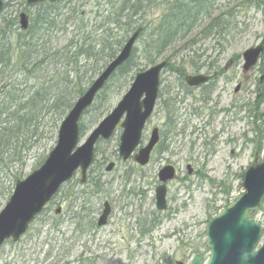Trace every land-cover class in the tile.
<instances>
[{
	"label": "rangeland",
	"instance_id": "rangeland-1",
	"mask_svg": "<svg viewBox=\"0 0 264 264\" xmlns=\"http://www.w3.org/2000/svg\"><path fill=\"white\" fill-rule=\"evenodd\" d=\"M115 2L119 4V0L64 1L60 24L50 32L54 50H61L72 38L80 39V30L90 32L101 16L112 11ZM211 2L213 16L231 21L229 31L205 38L202 29L197 30L152 64L168 60L161 73L156 107L141 141V146L146 145L151 131L159 129L161 139L148 165L121 160L123 130L119 127L110 140L95 146L87 183H81L78 172L17 243L7 241L0 247V264H191L195 255H200L203 263L208 261L209 223L244 193L245 171L264 161V54L255 69L246 74L242 71L243 53L264 36V0ZM158 4L141 22L148 25L146 36L152 31L151 24L159 22L165 13V6ZM39 10V5H29L27 0H6L0 15V39L8 26L14 42L19 33L27 31L20 28V15L29 17L30 26ZM15 55L13 64L18 61L17 52ZM146 57L143 41L139 40L133 70L126 77L118 74L109 86V97L95 100L84 114L80 144L129 91L137 73L152 66ZM55 69L28 72L21 65L7 68L0 101L9 91L31 100L41 88L53 89V94L65 83L71 90L79 85L76 74L64 73L70 71L69 67L59 65ZM213 71L220 76L208 85L189 88L184 82L186 76L210 75ZM88 81L89 75L82 84L85 89L91 84ZM50 93L46 99L52 97ZM28 107L35 105L30 101ZM53 111L43 113L33 138L29 133L19 139L23 152L20 162L5 166L0 158V212L16 183L39 169L55 148L59 127L69 110L64 116ZM110 163L115 167L107 172ZM167 165L175 167L176 177L167 183V210L159 211L155 189L160 185L158 172ZM188 165L193 170L191 175ZM105 202L111 206V215L107 225L98 227ZM253 216L263 229V244L264 200Z\"/></svg>",
	"mask_w": 264,
	"mask_h": 264
},
{
	"label": "water",
	"instance_id": "water-1",
	"mask_svg": "<svg viewBox=\"0 0 264 264\" xmlns=\"http://www.w3.org/2000/svg\"><path fill=\"white\" fill-rule=\"evenodd\" d=\"M58 1L61 0H27V3L37 5ZM4 2L5 0H0V14ZM28 27L29 17L21 14V30L26 31ZM142 32L143 29L138 28L129 37L118 56L75 102L61 123L57 144L44 164L25 180L16 184L13 195L0 212V246L9 240L17 243L61 187L71 181L78 171L81 172V183L86 182L87 172L94 160L96 144L101 140H110L119 125L123 130L119 145V157L122 161L126 162L132 158L141 167L149 163L151 154L160 140L159 130L157 128L152 130L145 146L140 147V143L146 123L155 109L161 72L166 67L165 61L137 74L129 91L111 113L92 130L83 144L79 141L80 119L92 106L96 96L116 70L130 59ZM263 54L264 36L259 44L243 53L245 74L257 66ZM211 79L212 77L200 74L187 76L184 81L188 87L196 88L207 84ZM136 150L138 152L134 155ZM113 168L114 163H111L106 171L111 172ZM187 170L191 175L193 170L190 165L187 166ZM175 177L176 169L172 165H167L158 172L161 184L155 190L157 210H167V183ZM243 186L245 192L213 218L206 229V245L210 249V257L205 264H264V244L258 247L262 228L251 215L252 212L260 209L264 200V161L246 170ZM60 212V209L56 211L57 214ZM110 213L111 207L108 202H105L102 214L97 221L98 227L107 225ZM191 264L204 263L200 255H195Z\"/></svg>",
	"mask_w": 264,
	"mask_h": 264
},
{
	"label": "trees",
	"instance_id": "trees-1",
	"mask_svg": "<svg viewBox=\"0 0 264 264\" xmlns=\"http://www.w3.org/2000/svg\"><path fill=\"white\" fill-rule=\"evenodd\" d=\"M64 1L67 0L39 4L40 10L33 19V24L26 32L19 33L14 42L9 36L8 26L2 31L0 86L7 80L5 76L7 68L14 65L26 67L28 72H34L37 69L39 72L56 70L55 68L59 65L64 68L69 67L70 71L64 73L76 74L75 78L78 79L79 84L73 85L72 90L66 83L60 88L57 86V92L53 94L50 93L53 89L41 88V91L35 94L39 99L34 95L31 100L11 91L6 93L7 97H3L0 101V158L5 161V166L21 161L23 152L19 147V139L29 133L33 138L32 136L39 130L37 122L43 119V113L54 110L55 114L60 113L64 116L67 110H71L75 102L87 90L82 86L86 76L89 75L87 83L92 84L93 79L117 57L129 36L137 28H143V34L139 40L143 41V51L147 56L145 61L152 65L156 59L165 55L168 48L186 39L195 31L202 29L200 33H204L205 38H208L214 32L227 33L231 24V21L226 20L224 16L212 15L214 4L211 0H119V4L115 2L112 11L106 16H101L90 32L80 30L78 33V36L81 35L80 39L72 38L61 50L56 48L54 50L50 32L57 29L60 24L58 20L62 17L60 10ZM158 3L165 6V13L160 17L159 22L151 24L152 31L146 36L145 31L148 30V25L141 22L145 21L148 12ZM79 23L82 24L83 19H80ZM62 24L63 27L66 26L65 23ZM15 52L18 54V61L13 64ZM134 54L135 49L131 58L118 68L98 93L96 102L105 101L106 97H109V86L118 74L126 77V73L133 70ZM82 62L84 64H81ZM166 62L168 63V60ZM73 68H77L78 71L75 72ZM49 93L52 97L46 99ZM30 101L35 108L28 107ZM11 103L16 104L13 106ZM80 133L83 137L81 123ZM25 140L24 138L23 141ZM93 192H97L96 189Z\"/></svg>",
	"mask_w": 264,
	"mask_h": 264
},
{
	"label": "flooded vegetation",
	"instance_id": "flooded-vegetation-1",
	"mask_svg": "<svg viewBox=\"0 0 264 264\" xmlns=\"http://www.w3.org/2000/svg\"><path fill=\"white\" fill-rule=\"evenodd\" d=\"M207 76H211V77H213L212 80H210V82H212L214 79H216V78H218V77L220 76V73H219V72H216V71H213L210 75H207ZM210 82H209V83H210ZM209 83H208V84H209ZM208 84H207V85H208ZM237 89H238L237 91H239L240 88L238 87ZM110 215H111V214H110Z\"/></svg>",
	"mask_w": 264,
	"mask_h": 264
},
{
	"label": "bare ground",
	"instance_id": "bare-ground-1",
	"mask_svg": "<svg viewBox=\"0 0 264 264\" xmlns=\"http://www.w3.org/2000/svg\"><path fill=\"white\" fill-rule=\"evenodd\" d=\"M249 49H250V48H249ZM247 50H248V49H247ZM111 62H112V61H111ZM111 62H110V63H111ZM117 70H118V69H117ZM117 70H116V71H117ZM101 73H102V72H101ZM101 73L95 78V80L101 75ZM95 80H94V81H95ZM94 81H93V82H94ZM93 82H92V83H93ZM70 111H71V110L68 111L67 115L69 114ZM67 115L65 116V118L67 117ZM65 118H64V119H65ZM82 118H83V116H82ZM82 118L80 119V122H79V123H81ZM79 141H81V133H80V132H79ZM19 147H20V145H19ZM251 167H252V166H251ZM220 213H221V212H220ZM220 213H218L217 215H219ZM217 215H216V216H217ZM6 242H7V241H6ZM6 242H5V243H6ZM0 247H1V246H0Z\"/></svg>",
	"mask_w": 264,
	"mask_h": 264
}]
</instances>
